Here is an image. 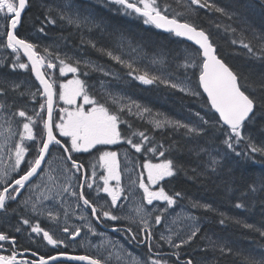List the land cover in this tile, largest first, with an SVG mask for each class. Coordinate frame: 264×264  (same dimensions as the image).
<instances>
[{"label": "trees", "instance_id": "1", "mask_svg": "<svg viewBox=\"0 0 264 264\" xmlns=\"http://www.w3.org/2000/svg\"><path fill=\"white\" fill-rule=\"evenodd\" d=\"M55 1L58 0H30L17 32L19 37L35 44L38 53L50 59L53 51L62 50L83 58L82 65L87 74H82V77L91 87L98 85L102 77L99 74L102 73V67L118 72L123 77L121 83H117L118 86L127 87L131 84L129 89L140 93L141 100L148 105L158 107L169 116H178L180 112H186V117L178 120L180 125L191 123V120L189 123L183 121L187 117L192 119L197 113L209 122L203 125L201 129L204 131L199 134L190 133L184 127L176 125L160 129L154 122L151 123V118L127 115L114 109L113 111L120 117L119 128L124 137L122 142L115 146H98L88 153L78 155L77 159L87 170H90V158L97 160L103 150L118 148L122 159L127 157L139 164H144L146 162L144 160H173L176 165L174 176L164 178L158 184L169 195L174 196L179 192L180 196L175 198L203 220L194 240L177 250L179 259H192L194 264H242L245 256L253 255L257 259L264 256V236L260 234L264 231V155L259 152L253 154L248 148L249 138L257 147H264V110L259 107L256 109L254 118L247 121L242 129L245 139L234 144L235 151L228 149L223 141L227 139L226 133L230 130L221 126L206 98L202 94L185 95L161 83L160 75L153 73V66L145 63L144 57H152L155 54L177 56L180 54L178 49L182 46H190L189 44L173 34L164 33L151 24H145L144 17L135 13L129 15L113 0H67L72 6L79 4L83 7L84 13H76V16L88 20L85 23H69L68 19H62V15L69 16L62 14L61 10L55 7ZM205 2L224 8L230 15L203 7ZM257 2L258 0H201L200 5L186 2L183 7L177 0H157L166 15L193 23L209 33L220 59L238 73L241 85H254V82L258 83L264 78V60L258 59L264 54V50L261 41L256 42L254 39L255 36H260L259 32L264 33V8ZM49 9H51V19L56 21L55 24L47 22ZM41 27L44 28L43 33L39 32ZM233 29L235 32L232 31ZM241 39L245 43H251L253 53H249L241 45ZM234 40L236 43H232ZM128 42L132 45V51H138L140 63L137 62L135 55L133 58L136 64L128 58V53L122 47ZM93 43L95 47H92ZM45 48L48 52H45ZM101 49L119 55L124 63L112 59ZM86 59H92L102 67L93 68ZM14 62L27 63L21 54L18 60L13 59L11 55L0 63V88L4 89L5 94L15 103L23 100L34 105L37 112H40V104L45 103L42 96L37 94L36 98L32 99L30 93L24 91L22 86L26 88L34 86V93L39 88L30 67L13 69ZM129 63L132 68L127 66ZM176 64L177 62L171 59L172 69L179 70V64ZM136 69H139V72ZM144 72L159 77L160 80L154 82L152 88L142 86L136 76ZM182 72L188 74L189 79L196 83L195 86L198 88L200 69L196 67ZM14 85L19 87L16 88ZM259 94L257 91V95ZM17 107L16 104L15 108ZM45 111L46 109L42 112L44 118H46ZM36 130L40 137L43 123L39 119ZM140 132L148 136V141L142 142L138 135ZM127 138L132 139L133 143H142L141 151L137 152L133 149L127 143ZM211 145L226 152L220 164L218 162L212 164V160H208L203 153ZM58 148L60 149V146ZM152 148H156L157 151H151ZM160 152H164L165 155L158 157ZM241 152L245 155L236 154ZM253 188L255 191H252ZM196 203L209 204L212 206L211 210L193 207ZM238 203L244 206L237 208ZM23 215L42 224L37 216L26 212ZM18 218L17 212L11 213L12 222ZM221 219H224L225 223L221 224ZM101 220L107 224L110 222V220ZM115 223L131 227L120 220ZM245 225L253 227L248 228ZM132 231L134 235L137 234V229ZM126 235L131 242L128 233ZM153 238L154 252L170 251L157 235L153 234ZM213 243L215 247L212 246ZM132 245L137 247L135 243ZM144 245L143 248L147 250V243ZM220 246L231 249V252L227 250L221 252ZM166 258H169L171 263L177 264L175 258Z\"/></svg>", "mask_w": 264, "mask_h": 264}, {"label": "snow or ice", "instance_id": "2", "mask_svg": "<svg viewBox=\"0 0 264 264\" xmlns=\"http://www.w3.org/2000/svg\"><path fill=\"white\" fill-rule=\"evenodd\" d=\"M116 5L121 6L129 15L132 13L138 14L144 17L145 24H154L157 28L165 29L170 32H174L177 36L187 37L189 40L195 42L199 46L197 54L202 55V62L197 65L195 55L188 57L187 59L191 61L190 64L185 65V67H199V86L203 88V91L207 93V99L210 101L211 108L215 109L219 113V120L223 122L224 126H227L230 131L226 133L227 139L223 143L228 149H234V144H238L241 140L245 139L242 133V129L247 121H250L256 115V109L259 107L264 110V78L260 82H254V85H241L239 82V75L237 72L233 71L228 64H226L217 55L216 46L214 45L209 33L204 29L198 28L193 23L181 22L179 19L172 17L170 18L165 14L157 3V0H113ZM193 4L200 5L201 0H191ZM30 0H0V19L4 21L2 25L5 28L4 35L6 36V48L12 49L13 53L17 54L23 52L30 61L31 71L35 74L36 79L39 81V85L42 86L43 91L30 93L32 99H35L37 94L42 95L46 98V103L40 104V112H33V115H29L24 109H19L14 115H18L23 118L22 130L19 131V141L14 144V155L15 161L13 165V170L18 169L22 162L25 161L26 154L29 148L25 146V141H32L37 143V134L34 128L37 124V119L42 121L43 130L40 135L37 144V155L32 161H28L27 170L24 171L23 175H20L18 179H14L12 183H7L2 190H0V209L6 210V202L17 199L20 190L25 187L27 181L30 180L38 170L41 169V165L44 162L46 155L50 153V146L56 145L62 147L65 153H68L67 160L71 162V167L76 169L77 172L84 169V165L77 160L73 159V152H88L91 149H95L98 145H114L117 144L122 138L121 132L119 130L120 117L115 111L111 110L110 107L106 106V103H102L100 100L96 99L94 96L89 95L86 82L81 80L79 77L74 76L73 79L67 80L66 82L59 83V91L56 90V80L49 79L46 77L45 72L42 71L43 68L55 69L59 67V73L61 76L67 73H77L79 71L78 67L73 66L69 62L70 58L61 59L59 54H56L55 58L59 60V65L52 62L51 59L46 61L44 56H41L37 49V46L31 43L27 39L20 38L16 30L22 21V14L29 7ZM259 4L264 8V0H259ZM203 7L214 9L216 12L224 13L225 15H230L226 12L224 8L218 7L216 4H209L205 2ZM51 9H49V14L46 16L47 22L55 24L56 21L51 19L50 16ZM62 19H68L69 23H79V18L73 19L72 17L61 16ZM235 32V30H232ZM39 32L43 33L44 28L41 27ZM255 35V30H253ZM259 40L261 41L262 50H264V35H260ZM91 43V42H90ZM236 43V41H232ZM241 45L247 49L249 53H253V47L251 43H245L243 39L240 40ZM95 47V44H92ZM202 50V53L201 51ZM106 55L112 59L124 63L119 55H114L113 52L101 49ZM45 52L48 49L45 48ZM258 59L264 60V54L258 57ZM80 61H76L78 65ZM132 68L129 63L127 65ZM28 69L29 64L14 62L12 68ZM139 72V69H136ZM136 79L142 81L144 84H153L159 77L150 76L148 72H144L136 76ZM161 83H169L167 80H160ZM18 88L19 85H14ZM172 88H177L178 85L175 83L171 84ZM184 90V89H181ZM4 89L0 88V92ZM259 91V95H257ZM193 95H199L197 92H193ZM23 95V93H21ZM58 95L60 101H63L65 105L69 107L60 109L59 122H55L53 118V104L54 97ZM110 95V94H109ZM82 97L83 103H77V98ZM112 103L117 104L118 101L112 98ZM74 106V107H73ZM88 106V107H86ZM5 107L4 104L0 103V108ZM46 109L47 116L44 118L42 112ZM145 111H148L145 109ZM199 116V113H197ZM203 119V118H201ZM157 128L163 127L165 124L175 123L176 126H182L192 133H201L204 129H198L195 127H189V125H180L179 121H154ZM204 124H208L207 120H203ZM54 130H58L60 137H67L70 139V145L63 144L62 140L59 139ZM10 135H15L11 133ZM137 135V133H133ZM138 135L141 137L142 142L148 141V136L145 133L140 132ZM127 143L131 145L133 149L137 152L141 151L142 143H133L132 139L127 138ZM248 148H250L251 153H261L264 155V147H257L253 144L249 138ZM151 151H157L156 148L150 149ZM238 156L245 155L244 153H236ZM164 152H160V156L163 157ZM98 163L101 167L106 169L107 175L102 176L104 193H107L111 197V205L116 206L118 199H120L122 194V189L119 186L120 182V172H119V162L117 160V153L114 151H103L98 157ZM216 161L213 159L212 164ZM143 168L147 170V180L151 185H157L159 181H162L165 177H172L176 171V165L171 159H164L160 163H152L151 161H146L143 164ZM7 175V173H5ZM92 176H96L95 166H93ZM87 179V177H85ZM115 180L117 182L116 187H112L109 181ZM149 184H146L143 178L140 179L139 186L144 191V198L147 203L151 205L154 200L165 201L168 205L176 203L175 197H179L180 193H175L174 196L169 195L165 192L163 187H159L158 190H151ZM89 188L92 187L91 184L88 185ZM83 188V185H81ZM11 189V191H10ZM67 189H65L66 191ZM255 191V188L252 189ZM15 194V195H14ZM72 195H76L75 192ZM80 199L83 200L85 205H91V201L85 198L83 191L79 193ZM27 203V201H25ZM242 204H236L237 208L243 207ZM193 207H202L211 210V205L198 203L193 204ZM35 210V206H33ZM139 212L140 209H137ZM91 212L97 219L100 217L97 215V207L95 205L91 206ZM49 217H52L51 212L48 213ZM102 215L113 221L117 220L118 217L113 215L111 211H103ZM155 222L159 224L161 222V216L155 217ZM22 223L24 225H30L28 219H23ZM144 230L149 228L146 220H142ZM220 223H225L224 219L220 220ZM240 223V221H237ZM245 227L252 228V225H245ZM21 229L16 228L15 231L19 232ZM64 233H69L70 230L64 227L62 230ZM130 231V230H129ZM200 229L195 227L187 235L186 239H181L179 243H174L171 236L164 237L161 239H166L169 244L174 248L179 249L182 245L189 244L194 240V238L199 233ZM31 232L36 234H42V238L47 242L48 245H52L55 250V255L39 256L38 259L28 260V259H17L19 253L15 248L9 250L8 255L2 254L4 249V243L10 242L15 245L16 240L14 236H10L8 233L0 231V264H55L56 261L60 260L61 257H66L69 260H81L89 261V264H103L102 260L96 259L90 256H72L67 253V251H60V245L64 244V240L58 239L54 234L49 231L44 230L36 224L31 226ZM80 233V229L72 231L70 235L75 238ZM260 234L264 236V231ZM148 238H151V232L147 233ZM215 247V244L212 245ZM221 252L227 250L231 252V249H225L224 246H220ZM179 257V253H174ZM151 264H162L159 260H151ZM166 264V262H164ZM185 264H194L192 259H188ZM242 264H264V256L257 259L253 255L245 256Z\"/></svg>", "mask_w": 264, "mask_h": 264}, {"label": "rangeland", "instance_id": "3", "mask_svg": "<svg viewBox=\"0 0 264 264\" xmlns=\"http://www.w3.org/2000/svg\"><path fill=\"white\" fill-rule=\"evenodd\" d=\"M183 7L186 2L191 3V0H177ZM259 3V0L258 2ZM55 7L60 11L62 14L68 15L73 19L79 18V23H85L86 20L84 17L76 16L77 14H83L84 9L79 4L72 6V3L67 0H58L55 1ZM2 20V19H0ZM246 23V21L244 22ZM2 22H0V63H2L5 59L9 57L8 52L5 49L6 39L4 40V32L5 28L2 26ZM244 25V24H243ZM250 33V32H249ZM260 35H264V33L259 32ZM259 36H255L254 39L256 42H260ZM123 49L126 53H128V58L134 62L133 56L137 57V62L140 63V58L138 57V51H132V45L130 42L124 44ZM179 55L177 56H167L162 54H155V56H146L144 57L145 63L149 66H153V73L160 75L159 77L161 80H167L169 83L181 84L179 88L184 89L182 92L186 94H191L193 92H197L202 94L200 87L196 88L194 82H192L189 77L186 79H182L186 73H183L181 70L172 69L171 59L177 64L179 61L185 60L188 64L191 63L190 60L187 58L190 56L195 55L197 65L200 64L199 54L197 51L194 50L193 47L190 46H182L179 49ZM131 51V53H130ZM12 58L18 60L17 54L13 53L11 50ZM44 54H46L44 52ZM52 57L50 58L52 61H55L59 65V60L55 58L56 54H59L61 59L70 58L69 62L73 64V66L78 67L79 71L75 74L67 73L64 76H61L60 73L56 71V69H48L45 67L48 76L52 79L57 75V78L64 79L61 82H66L67 80L73 79L74 76L79 77L81 80H84L82 74H87V71L84 69L82 63L84 62L83 58L78 57L74 53H67L66 51L56 50L53 51ZM89 60V61H88ZM92 59H86L89 65L97 68L99 66L94 61H90ZM76 61H80L77 65ZM135 63V62H134ZM136 64V63H135ZM176 64V65H177ZM195 68V67H192ZM101 79L98 82L96 87H91L88 83H86L89 95L94 96L96 99L100 100L102 103H106V106L112 108V110H117L120 112H125L127 115L133 114L138 117H145L151 118V123L156 120L159 121H173L176 122L182 118H185L187 113L180 112L178 116H169L166 112H163L158 109V107H154L152 105H148L147 103L141 100V94L135 91H131L129 89V84L127 87L118 86L117 83H121L123 79L122 75L118 72H114L112 70H107L106 67H102ZM139 75V74H138ZM8 79V78H6ZM85 81V80H84ZM140 85L145 87H151L152 84H144L142 81L138 80ZM4 82V81H3ZM86 82V81H85ZM167 83V85L169 84ZM24 91L28 93H34L35 87L30 86L26 88L24 85ZM122 88V89H121ZM57 93L59 91V85L56 87ZM110 94V95H109ZM203 95V94H202ZM198 96V95H197ZM112 98H115L118 103L113 104ZM0 103L4 104L5 107L0 108V184L6 182L10 179L11 173H13V165L15 161L14 155V144L19 141V131L22 130V122L23 118L19 117L18 115H14L19 109H24L28 112L29 115H33V112H37V108L34 105L20 100L18 103H15L13 100L8 97L5 92H0ZM77 103H83L82 97L77 98ZM17 104V108L15 105ZM12 105V106H11ZM69 107L65 105L63 101H60L57 95L56 101V117L55 122H59L60 117V109ZM74 107V106H73ZM88 107V106H86ZM147 109L148 111H145ZM9 115V118L3 114ZM201 116L194 115L192 119H185L183 122L189 123V127H195L201 129L204 125ZM155 124V123H154ZM37 125V124H36ZM120 125V123H119ZM118 125V127H119ZM175 123L172 124H165L162 129H166L168 126H174ZM160 128V129H161ZM9 130L11 133H15V135H10ZM120 130V128H119ZM36 130V126L34 128ZM57 135H59L58 130H55ZM192 133V132H190ZM122 136V135H121ZM39 136L37 134V143H33L32 141H25V146L29 148L28 153L26 154L25 161L22 162V165L28 166V161H32V157L36 151V147L39 141ZM65 140V143L70 145V139L67 137H61ZM121 139L119 142H122ZM117 143V144H118ZM114 144L112 146H115ZM55 149L54 157L62 156V152L57 148L58 146L53 145ZM98 146H111V145H98ZM96 146V147H98ZM93 149L89 150L88 152L92 151ZM103 151H114L117 153V160L119 162V172H120V182L119 186L123 190L121 197L119 200H124V204H119L118 206L111 205V197L104 193L102 190L103 187V180L101 179L102 176L107 175L106 169L100 166L98 163V159L95 158L90 159V170L87 176V188L88 191L93 186L97 189V194L103 197L107 204L110 206V209H114L115 211L120 213V216L130 222L133 226L140 224L142 220H146L149 228H152L154 232H157L158 228L160 229L159 234L164 237L171 236L174 243H179L181 239H186L187 235L193 230L195 227L200 228L202 226L203 220L193 214V211L189 209L187 206L182 205L176 200L175 204L168 205L165 201L154 200L151 205L147 203V200L144 198V191L139 186L140 179L143 178L146 184H149L147 180V170L143 168V164H139V162H134L130 158L122 159L120 157V153L118 148L115 149H106ZM102 151V152H103ZM88 152H73L85 154ZM205 157L208 160H215L218 164L221 163L223 158L226 155V152L216 146H208L205 151H203ZM160 157V155H157ZM144 161H151V160H144ZM152 163H160V160L151 161ZM21 166L17 169V172H20ZM93 166H95L96 176H92ZM52 173L55 174L51 180L48 181L44 187H35L28 194L27 201L30 203L31 206V213L39 216L40 218H44V222L46 224H52V222H58L59 220L63 224L64 227H72L75 230L80 229L81 226L83 230V235L81 239L76 241L75 245H83V247H88L92 249L96 254L103 257V260L107 264H151V260H158V258H149L145 255H137L130 254L126 247L121 244H125L126 241H120V243L113 241L109 237L103 236V238L93 237L90 233H88L89 228L85 226L82 222H86V215L84 212L79 211V202L76 199L77 197H71V186H74L76 192H78L79 184L77 181V177H75L72 173L76 172V169L70 167L68 164H59L55 162L51 165ZM7 173V175H5ZM167 178V177H165ZM44 182V180H42ZM54 186H53V183ZM91 184L92 187L89 188L88 185ZM110 186L116 187L117 182L115 180L109 181ZM151 190H158L156 189V185L149 184ZM65 189H67L65 191ZM15 195V194H14ZM77 196V195H74ZM31 198V199H29ZM117 201V203H118ZM180 204V205H179ZM33 206H35V210H33ZM155 206V209H163L162 211L154 212L152 208ZM116 207V208H115ZM102 208V207H101ZM118 209V210H117ZM123 209V210H122ZM137 209H140L138 212ZM51 212L53 214L52 217H49L48 213ZM103 213V210H102ZM161 216V222L157 224L155 222V217ZM32 224H37V221H34ZM90 232V231H89ZM87 237V238H86ZM83 240V241H82ZM166 240V239H165ZM82 241V242H81ZM167 241V240H166ZM168 243V242H167ZM169 244V243H168ZM172 248H174L171 244H169ZM178 249L174 248V251L177 252ZM114 252V253H113ZM133 255V256H132ZM108 256V257H107ZM152 257V256H151ZM145 261V262H144ZM160 261V260H159ZM164 264L163 261H161ZM168 264V263H166Z\"/></svg>", "mask_w": 264, "mask_h": 264}, {"label": "flooded vegetation", "instance_id": "4", "mask_svg": "<svg viewBox=\"0 0 264 264\" xmlns=\"http://www.w3.org/2000/svg\"><path fill=\"white\" fill-rule=\"evenodd\" d=\"M75 157H77V155H73V158ZM77 161L80 162L79 160ZM14 179H15V175L13 174L11 181H13ZM79 180L81 181L80 186H79V193L83 191L85 198H87L90 201V198L87 193V186H86V183H84V176L83 175L82 177L79 176ZM81 185H83V188H81ZM159 187L161 186L157 184L156 189H158ZM81 203L87 209L88 214H89V219L94 224L93 227L97 228L98 231L104 234L105 237H109L115 242L120 243L119 239L121 241H126L125 244H121V243L120 244L126 247L130 254L137 253V255H141L138 250L139 248H141L147 254H151L154 256L160 254L161 256L170 257V251L156 253L152 250V242L154 238H153V232L151 229L148 228L147 230H144V228L141 226L127 227V226L115 223L116 220L113 221L109 218L104 217L102 215V212H100L99 210H97V215L100 218L97 219V216H94L91 212V206L85 205L82 199H81ZM14 204L15 202L13 201H7L6 210L4 209L0 210V231L8 233L10 236H14L16 240L15 245H12L10 242L4 243L5 250L3 251L2 254L8 255L10 254L9 250L11 248H15V250L19 253V255L17 256L18 260L20 259L35 260V259H38L39 256L41 255L43 256L55 255L56 252L53 249V246L48 245L47 242L43 240L42 234H36V233L31 232V226H35L36 224L24 225L22 221H19L18 223H15V224L12 222L11 213H13L14 211V207H15ZM117 217H118L117 220L122 221L120 215H117ZM101 219L110 220L108 224H111V225H108L107 222L102 221ZM37 224H39V226L43 228L44 230L49 231L50 233L54 234L56 238L64 240V244L60 245V248H59L60 251H67V253L72 256H90L96 259H100L102 260L103 264H106L103 258L99 256L98 254H96L92 249H89L88 247H83V245L80 246V245L74 244L76 241L81 239L82 235L84 234L83 231L85 232L82 226H81L79 235L73 238L70 235V233L72 231H75V229L72 227H67L69 228L70 232L64 233L62 231L64 226L60 220L56 222V224L54 222L52 224H47V225H41L40 223H37ZM16 228H20L21 230L19 232H16L15 231ZM132 229H137V234L134 235ZM149 231L151 232V238H148L147 236V233ZM126 233H128V235L130 236L132 240L131 242L129 241ZM139 238H141L142 240L140 241ZM133 243H135L137 247L133 246L132 245ZM145 243H147V246H146L147 250L143 248L145 246L144 245ZM61 258L62 259L56 261L55 264H68L70 262L73 264H83V263H76V262L65 260L66 257H61Z\"/></svg>", "mask_w": 264, "mask_h": 264}, {"label": "water", "instance_id": "5", "mask_svg": "<svg viewBox=\"0 0 264 264\" xmlns=\"http://www.w3.org/2000/svg\"><path fill=\"white\" fill-rule=\"evenodd\" d=\"M25 12H26V11H25ZM25 12L22 14V20H23V18H24ZM139 16H140V15H139ZM181 22H182V21H181ZM21 23H22V21H21ZM153 25H154V24H153ZM20 26H21V24L18 26V29L20 28ZM154 26H155V25H154ZM155 27H156V26H155ZM18 29H17V30H18ZM158 29H160V30H162L163 32L168 33V34H170V33L175 34L174 32H170V31H167V30H165V29H161V28H158ZM17 30H16V32H17ZM175 35H176V34H175ZM176 36H177V35H176ZM178 37L182 38V39L185 40L186 42H188V43H190V44H193V45H195L197 48H199V46L196 45L194 41L189 40L187 37H181V36H178ZM200 51H201V53H202V50H200ZM20 53L24 56L26 62L29 64V67H30V63H31V62L28 61L27 57L23 54L22 50H21ZM201 57H202V55H201ZM30 69H31V68H30ZM42 71H43V69H42ZM31 72H32V71H31ZM45 75H46V74H45ZM32 76H33V78L39 83V81L36 79L35 74H34L33 72H32ZM46 77H47V76H46ZM40 87L42 88L41 85H40ZM42 91H43V88H42ZM201 91H202L203 95H204V96L206 97V99H207V93H205V92L203 91V88H202V87H201ZM42 97L45 98L44 96H42ZM45 99H46V98H45ZM55 100H56V98L54 97V104H53V118H54V110H55ZM207 100H208V99H207ZM208 103H209V105H210V107H211V104H210V101H209V100H208ZM212 110L217 114V116H218V120H219V113H217V112L215 111V109H213V108H212ZM46 116H47V112H46ZM219 121H220V120H219ZM220 122L223 124L222 121H220ZM223 126H224V125H223ZM224 127L228 128L227 126H224ZM51 147H52V145L50 146V149H51ZM47 156H48V155H46V158H45L44 162H43L42 165H41V169H42V167H43V165H44V163H45V161H46V159H47ZM41 169H39L38 172H37V174H35L33 177H31L30 180L27 181L25 185L29 184L33 179H35V178L37 177V175L40 173ZM65 260L72 261V262H73V261H80V262H82V263L89 264V261L69 260V259H67V258H65Z\"/></svg>", "mask_w": 264, "mask_h": 264}, {"label": "bare ground", "instance_id": "6", "mask_svg": "<svg viewBox=\"0 0 264 264\" xmlns=\"http://www.w3.org/2000/svg\"><path fill=\"white\" fill-rule=\"evenodd\" d=\"M91 11V10H90ZM183 22H184V20H183ZM29 33H30V31H29ZM84 56V55H83ZM87 58H89V57H87ZM198 85H199V76H198ZM121 87H125L124 85H120ZM200 87V90H201V86H199ZM179 92H181V93H183V94H185V95H191V94H186V93H184V92H182V90H180ZM202 92V91H201ZM203 94V93H202ZM191 96H193V95H191ZM12 106V105H11ZM29 199H31V198H29ZM114 253V252H113ZM108 257V256H107ZM175 260H176V263L177 264H185V262L188 260V259H179V257H175ZM145 262V261H144Z\"/></svg>", "mask_w": 264, "mask_h": 264}]
</instances>
